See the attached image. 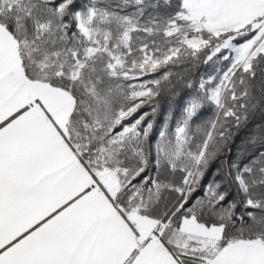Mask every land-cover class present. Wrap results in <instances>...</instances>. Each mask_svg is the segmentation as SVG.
<instances>
[{
	"label": "snow or ice",
	"instance_id": "obj_1",
	"mask_svg": "<svg viewBox=\"0 0 264 264\" xmlns=\"http://www.w3.org/2000/svg\"><path fill=\"white\" fill-rule=\"evenodd\" d=\"M0 264H264V0H0Z\"/></svg>",
	"mask_w": 264,
	"mask_h": 264
},
{
	"label": "trees",
	"instance_id": "obj_2",
	"mask_svg": "<svg viewBox=\"0 0 264 264\" xmlns=\"http://www.w3.org/2000/svg\"><path fill=\"white\" fill-rule=\"evenodd\" d=\"M205 70H206L205 68L200 69L201 72H204ZM166 110H167V105L163 103V100H162V106L160 108L159 115L157 116L158 122L163 120L164 113L166 112ZM176 112L178 115L179 114V104L176 106ZM253 130L254 129H252L251 127H249L248 129H244V128L239 129L235 135V145L238 147L242 146L243 142L246 141V139L248 138V134Z\"/></svg>",
	"mask_w": 264,
	"mask_h": 264
}]
</instances>
